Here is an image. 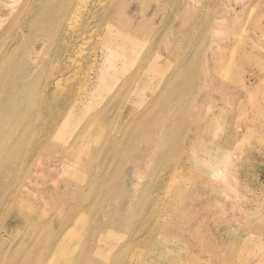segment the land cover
Instances as JSON below:
<instances>
[{"label": "rangeland", "instance_id": "374dc122", "mask_svg": "<svg viewBox=\"0 0 264 264\" xmlns=\"http://www.w3.org/2000/svg\"><path fill=\"white\" fill-rule=\"evenodd\" d=\"M44 1L0 0V49L3 58L17 53L0 106L9 103L17 83L21 53L33 52L39 82H50L40 103L42 115L26 114L24 125L25 108L8 117L15 132L29 124L27 132L35 135L42 121L51 119L47 146L31 156L13 155L9 165L4 160L0 167L7 174L0 183L3 197L17 177L22 180L13 189L18 204L0 223L4 264H28L40 238L45 251L54 245L66 252L78 249L76 264L87 253L112 264H264V0H73L74 8L60 21L55 13L64 0L46 9ZM42 11H53L50 25L33 33L27 23ZM128 39L132 54L117 59L119 51L125 54L121 45ZM106 68L122 74L99 93ZM128 80L133 81L121 91ZM168 82V99L185 98L183 107L170 114L163 106L150 110ZM85 104L92 107L87 114L81 112ZM94 114L99 122L91 133L106 128L105 141H75ZM167 116L174 120L143 125L145 119ZM134 118H140L139 131L126 132ZM12 133L5 132L7 137ZM124 140L128 143L122 146ZM107 149L121 154L103 165L106 158L100 153ZM120 187L134 195L105 200ZM79 206L81 212L68 221ZM117 209L126 212L121 222ZM95 244L98 253L88 252ZM124 245L127 250L113 258V248Z\"/></svg>", "mask_w": 264, "mask_h": 264}, {"label": "bare ground", "instance_id": "6f19581e", "mask_svg": "<svg viewBox=\"0 0 264 264\" xmlns=\"http://www.w3.org/2000/svg\"><path fill=\"white\" fill-rule=\"evenodd\" d=\"M55 0H47V1H44V2H41V3H43V4H41V5H43V6H45V9L46 8H49L50 6H51V4L54 2ZM78 1V0H77ZM82 1V0H81ZM87 1H89V0H87ZM40 2V1H39ZM76 2V1H75ZM83 2V1H82ZM81 2V3H82ZM97 2V1H96ZM118 2V1H117ZM31 3V2H30ZM115 3V2H114ZM39 4V3H38ZM37 4V5H38ZM72 4H74L73 3V0H64L63 1V6H62V8L61 9H59L55 14V18H57V20H59L60 21V19H63V18H65L64 17V15L66 14V10L67 11H69L71 8H74V7H71L72 6ZM86 4V3H85ZM98 4V3H97ZM40 5V7H42ZM49 5V6H48ZM94 5V4H93ZM24 6V5H23ZM48 6V7H47ZM75 6V5H74ZM77 6V5H76ZM86 6V5H85ZM88 6H90V4L88 5ZM92 6V5H91ZM37 7H39V6H37ZM80 7V6H79ZM36 8V7H35ZM63 8H64V10H63ZM81 8V7H80ZM96 8V7H95ZM94 8V9H95ZM44 9V10H45ZM76 9V8H75ZM78 9V8H77ZM76 9V10H77ZM82 9V8H81ZM23 10V9H22ZM57 10V9H56ZM76 10H74V12L76 11ZM96 10V9H95ZM0 11H2V8H0ZM53 11H55V10H53ZM53 11H50V13L51 12H53ZM118 11H121V10H118ZM71 12V11H70ZM77 12V11H76ZM81 12V11H80ZM47 14L45 11H42L41 12V14L38 16V17H36V18H34L30 23H27V25H28V28L30 29V30H32L33 31V33L34 32H38V30L39 29H42V30H45L46 28H48L49 27V25H50V20H51V14ZM67 13H69V12H67ZM95 13V12H94ZM100 13H101V11H100ZM24 14V13H23ZM33 14V13H32ZM54 14V13H53ZM72 15V14H71ZM78 15H79V13L77 12V17H78ZM116 15V14H115ZM25 16H26V14H25ZM29 16V15H28ZM66 16V15H65ZM74 16V15H73ZM31 17V16H30ZM92 18H94V15H92L91 16ZM112 17H114V16H112ZM121 17L122 16H120V20H121ZM74 18H75V16H74ZM73 19V17L71 18V20ZM88 19V18H87ZM91 19V18H90ZM109 19V18H108ZM117 19V18H116ZM116 19H113V20H116ZM28 20V19H27ZM63 20H65V19H63ZM119 20V22H121ZM123 20V19H122ZM59 21H57V23L58 24H60L61 25V23L63 24V22H59ZM73 21V20H72ZM75 21V20H74ZM87 21V20H86ZM89 21V20H88ZM96 21H98V20H96ZM99 21H100V19H99ZM98 21V22H99ZM90 22V21H89ZM114 22V21H113ZM20 23V22H19ZM85 23V22H84ZM97 23V22H96ZM57 24V25H58ZM99 24V23H98ZM20 25V24H19ZM89 25H90V23H89ZM94 25V24H93ZM112 25V24H111ZM123 25V24H122ZM121 25V26H122ZM55 26H56V24H55ZM85 26V25H84ZM24 27H26V25L24 26ZM90 27V26H89ZM98 27V26H97ZM56 28V27H55ZM121 28V27H120ZM68 29V28H67ZM22 30V29H21ZM26 30V29H25ZM78 32V31H77ZM76 32V33H77ZM67 34V33H66ZM65 35V34H64ZM76 35V34H75ZM83 35H85V33H83ZM87 35H88V33H87ZM21 36V35H20ZM76 37V36H75ZM7 38V37H6ZM18 38V37H17ZM81 38V37H80ZM129 38H131V37H129ZM2 39V38H1ZM4 39V38H3ZM121 39V38H120ZM123 39V38H122ZM127 39V38H126ZM132 39V38H131ZM9 40H11V39H9ZM18 40V39H17ZM77 40H78V38H77ZM6 41V40H5ZM19 41H20V47L21 46H24L25 44H26V38L23 36L22 38H21V40L19 39ZM71 41H72V39H71ZM113 41H115V40H113ZM119 41V40H118ZM4 42V41H3ZM6 42H8V41H6ZM11 42V41H10ZM13 42V41H12ZM73 42V41H72ZM116 42V41H115ZM114 42V43H115ZM16 43H18V42H16ZM15 43V44H16ZM77 43V42H76ZM113 43V45H117V47L119 48V44H121V43H115L114 44ZM133 42L131 41V40H129L128 39V41H124L123 42V44L121 45V48L122 49H125V54H123L122 52H120L119 51V53L117 54V59H122V57L123 56H125V57H128L129 58V56L132 54V47H131V44H132ZM9 44V43H8ZM69 44H71L70 43V41H69ZM68 44V45H69ZM79 44V43H78ZM97 44V43H96ZM67 45V46H68ZM115 45V46H116ZM151 45H153V44H151ZM1 46H3L2 44H1ZM8 46H11L10 44L9 45H7V50H8ZM71 46H72V44H71ZM158 46V45H157ZM12 47V46H11ZM19 47V46H18ZM73 47H74V45H73ZM5 48V47H4ZM22 48V47H21ZM97 48V47H96ZM157 48V47H156ZM13 49V48H12ZM120 49V48H119ZM9 50H10V48H9ZM8 50V51H9ZM24 50V49H23ZM97 50V49H96ZM156 50V49H155ZM7 51V52H8ZM61 51H62V49H61ZM70 51V50H69ZM72 51V50H71ZM94 51H95V49H94ZM115 52V51H114ZM117 52V51H116ZM10 53H11V55H10V57H7L6 56V58H3V48H1L0 49V78H2L1 79V81L3 82V84H0V95H1V91L3 90L4 91V89H2V87L5 85V83H6V81H8L9 82V80H8V78H9V72H10V70L13 68V65H14V63H13V61H14V59L12 60V55H14L15 54V57L17 56V53H16V51L13 53V50H12V52L10 51ZM67 53H69V52H67ZM66 53V54H67ZM93 53H96V51L95 52H93ZM217 56H220L219 54H216ZM60 56V55H59ZM67 56V55H66ZM54 57V56H53ZM90 57H91V55H90ZM216 57V56H215ZM48 58V57H47ZM66 58V57H65ZM69 58V57H68ZM94 58V57H93ZM53 59H55V58H53ZM102 59H104V58H102ZM127 59V58H126ZM148 59V58H147ZM57 60V59H56ZM90 60H92V58L90 59ZM94 60V59H93ZM125 60V59H124ZM67 61V60H66ZM98 61V60H97ZM103 61V60H102ZM39 61H38V59H37V57H34V53L32 52H28V54H26V52H22L21 53V59H20V61L16 64V69L18 70V72H17V74H16V78H17V83H16V85H15V88L12 90L11 89V91L9 92V94H8V98H9V103H6V105H4L3 106V109H2V107L0 106V167H1V165L3 164L4 165V160L5 161H9L8 163H7V165H9L10 164V162H12V158H13V155H17V156H21V155H23L24 153H25V155L26 156H31L32 154H34V152L36 151V150H40V148H42V147H44V146H47V144L49 143V138H50V135H51V133H50V124H51V119L49 118V120L48 121H42V124L40 125V127H39V129H38V133L35 135L34 133H31V132H29V130H28V132H27V128H26V125H29V124H26L24 127H23V129H22V131H21V129H19L20 128V126L19 125H17V126H19V128L17 129V130H20L21 132L19 133H17V132H15L14 131V129L12 128V126H11V124H12V120L8 117L9 115H11V114H13L14 112H16V111H18L19 109L21 110V109H23V108H25V113H24V115L22 116V119L20 120L21 122H22V124L23 123H26V122H28L29 121V119H28V121H27V119H26V114H30L33 118L34 117H36V116H39V115H42V114H40V103H41V99L44 101V96H45V92L47 93V92H49V90H50V82H49V80H47V81H45L43 84H41L40 82H39V79H38V71H37V64H39L38 63ZM53 62H54V60H53ZM64 62V61H63ZM91 62V61H90ZM119 62V61H118ZM49 63V62H48ZM51 63V62H50ZM64 63H66V62H64ZM144 63V62H143ZM147 63V62H146ZM57 64V63H56ZM94 65V64H93ZM61 66V65H60ZM90 66H92V65H90ZM119 66V65H118ZM52 67V66H51ZM58 67V66H57ZM63 67V66H62ZM91 68V67H90ZM101 68V67H100ZM63 69V68H62ZM62 69H60L61 71H62ZM89 69V68H88ZM102 69H103V67H102ZM121 69V68H120ZM120 69H118V70H120ZM52 70H55V68H53ZM89 70H92V69H89ZM146 70V69H145ZM181 70V69H180ZM183 70V69H182ZM122 71V70H121ZM185 71V70H184ZM60 72V71H59ZM180 72V71H179ZM45 73V72H44ZM97 73V72H96ZM101 73V72H100ZM185 73H186V71H185ZM56 74V73H55ZM62 74H64V72L62 73ZM92 74V73H91ZM122 73H120V72H116V71H114L113 72V70H110V69H108V68H106V69H104L103 70V75H102V86L97 90L99 93L101 92V91H103V90H106L107 88L108 89H110L111 87H113L115 84V82H114V79L115 78H117L119 75H121ZM143 74V73H142ZM178 74L179 73H177V78H179V76H178ZM184 74V73H183ZM15 75V74H14ZM52 75V74H51ZM98 75V74H97ZM176 76V75H175ZM175 76H173L172 77V79H176V77ZM182 76H184V75H182ZM53 77V76H52ZM100 77V76H99ZM185 77V76H184ZM83 78V77H82ZM183 78V77H182ZM10 79H14V78H12V76H10ZM53 79V78H52ZM79 79V78H78ZM84 79V78H83ZM97 79V78H96ZM183 79H186V78H183ZM55 80V79H54ZM132 81L133 80H128L127 82H126V86H123L120 90L121 91H123V92H126L127 91V87H129V85L132 83ZM178 81H180V80H178ZM55 82V81H54ZM88 82V81H87ZM135 82V81H134ZM181 82V81H180ZM180 82H178V83H180ZM169 83V82H168ZM177 83V84H178ZM182 83V82H181ZM82 84V83H81ZM42 85V86H41ZM88 85V84H87ZM171 83H169L168 84V87H165V89L163 90V92H162V95L158 98V99H156V100H154L153 102H152V104H151V108H150V110H152V109H154V107H158L159 106V108L161 107V106H163V107H165L166 109H167V113L168 114H170V113H172V111L173 110H176V108L177 107H179V108H182L183 107V100L185 99H183V96H180V98L181 99H183L181 102H182V104H181V102H177L176 100H171V99H168V92H169V90H170V88H171ZM176 85V84H175ZM6 86V85H5ZM132 86V85H131ZM130 86V87H131ZM41 87V88H40ZM97 87V86H96ZM6 88V87H5ZM82 89V88H81ZM85 90V89H84ZM89 90V89H88ZM177 90V89H176ZM6 91V90H5ZM93 91V90H92ZM7 92V91H6ZM6 92H4V93H6ZM51 92V91H50ZM96 92V91H95ZM119 92V91H118ZM129 92V91H128ZM141 92V91H140ZM185 92V91H184ZM82 93V92H81ZM103 93V92H102ZM120 93V92H119ZM70 94V93H69ZM117 94V93H116ZM90 95V94H89ZM175 95V94H174ZM183 95V94H182ZM97 96V95H96ZM116 96H118L119 98L120 97H122L121 96V94H119V95H116ZM3 97V96H2ZM92 97V96H91ZM126 97V96H125ZM175 97V96H174ZM6 98H7V96H6ZM75 98V97H74ZM126 99V98H125ZM7 100V99H6ZM46 100V99H45ZM118 100V99H117ZM24 101H27L26 103H24ZM69 101V100H68ZM100 101H102V100H100ZM125 101V100H124ZM46 102V101H45ZM77 102V101H76ZM115 102H117V101H115ZM5 103V102H4ZM3 103V104H4ZM50 104H52V103H49V105ZM55 104V103H54ZM66 104V103H65ZM68 104H70V103H67V105ZM126 104V103H125ZM49 105H47L46 106V110L48 111L49 109H50V107H49ZM59 105V104H58ZM67 105H66V107L65 106H63V107H65L66 109H65V111L67 110ZM77 106V105H76ZM44 107H45V103H44ZM60 107V106H59ZM61 108V107H60ZM73 108V107H72ZM90 108H92L91 106H88L87 104H85L84 106H83V109H85V110H83V111H81L82 113H84V114H87V111L90 109ZM61 110V109H60ZM62 111V110H61ZM63 112H64V110H63ZM120 112V111H119ZM122 113H124V111L122 110L121 111ZM59 113V112H58ZM121 113V114H122ZM6 115V117L5 118H3L2 117V115ZM99 114V113H98ZM185 114V113H184ZM18 115V114H17ZM29 115V116H30ZM118 115H119V113H118ZM124 115V114H123ZM144 116V115H143ZM118 117L119 116H117V120H119L118 119ZM120 118V117H119ZM122 118V117H121ZM120 118V119H121ZM105 121V123H109V121L111 120V118H108V119H104ZM174 120V117H172V118H170L169 116H167V117H164V118H161V119H159V120H156V119H150V120H146L145 119V122L143 123V125L145 126L147 123H149L150 124V126H157V124H162V123H165V122H167V121H173ZM175 120H176V118H175ZM37 121V120H36ZM148 121V122H147ZM99 122V115L97 116V114L95 115H92V116H89V118H88V120H87V123H86V125H85V127H84V130H83V132L80 134V135H78L77 137H76V139H75V141L76 140H80V139H86L87 141L89 140L90 141V139L89 138H94V139H96V140H98V139H101L103 142L105 141V139H106V128H101L100 129V131L98 132V134L95 136L94 135V132L93 133H91L93 130H94V124H97ZM118 122V121H117ZM122 122V121H121ZM49 123V124H48ZM102 123V122H101ZM140 123V118H134L133 119V123H132V126L130 127V128H128L127 130H126V132H137V131H139L138 129H140V128H138V127H140V126H138V124ZM31 124V123H30ZM117 124V123H116ZM119 124V123H118ZM137 124V125H136ZM14 125H16V124H14ZM24 125V124H23ZM33 125V124H32ZM100 125V124H99ZM102 125V124H101ZM134 125H136V126H134ZM33 127V126H32ZM29 128V127H28ZM117 128V127H116ZM121 128V127H120ZM35 129V128H34ZM118 129V128H117ZM145 129H147V128H143V130H145ZM6 131H10V132H13L12 133V135L10 136V137H7L6 136V134H5V132ZM34 131V130H33ZM32 131V132H33ZM91 133V134H90ZM118 134V133H117ZM173 136V135H172ZM36 137V138H35ZM89 137V138H88ZM172 139H173V137H172ZM116 141L117 140H115L114 138H112L111 140H110V142L111 143H116ZM171 141V140H170ZM85 142V141H84ZM174 142V141H173ZM128 143V141H126V140H124V142H122V146H125V144H127ZM155 142H154V138H152L151 139V141H150V144L151 145H153ZM34 144V147L33 148H31V146ZM29 146H30V148L31 149H29V150H27L28 148H29ZM27 152H28V154H27ZM210 152H212V151H207V152H205V153H207V154H209L210 155ZM31 153V154H30ZM214 152H212V154H213ZM121 153L120 152H113L112 150H103L101 153H100V156H102V159H104V158H106L105 159V161H104V163H103V165H105L107 162H108V160H109V158H114V156H118V155H120ZM216 154H217V151H216ZM209 155H208V157H209ZM215 155V154H214ZM34 156V155H33ZM116 156V157H117ZM204 156V155H203ZM212 157V156H211ZM30 158V157H29ZM217 158V157H216ZM216 158H214V159H216ZM22 159V158H21ZM26 159V158H25ZM34 159V158H33ZM219 159V158H218ZM31 160V159H30ZM116 160H117V158H116ZM211 160H213V159H210V161ZM209 161V162H210ZM32 162V161H31ZM141 162V161H140ZM218 162H219V160H218ZM125 163V162H124ZM132 163V162H131ZM214 163V162H213ZM29 164H30V162H29ZM211 164V163H210ZM215 164V163H214ZM214 164H213V166H214ZM217 164V163H216ZM107 166V165H106ZM113 166V165H112ZM137 167V166H136ZM210 167V166H209ZM19 168V167H18ZM21 168H22V165H21ZM214 168V167H213ZM213 168H210V169H213ZM24 169V168H23ZM23 169H20L19 168V171L18 172H20V170H23ZM25 170V169H24ZM23 170V171H24ZM27 171V170H26ZM25 172V171H24ZM107 172V171H106ZM134 172V171H133ZM162 172V171H161ZM21 173V172H20ZM23 173V172H22ZM20 175H22V174H20ZM133 175H135V174H133ZM7 176V174L6 175H4L3 173H0V183L3 185V180H4V178ZM159 176V175H158ZM23 177V176H22ZM115 177V176H114ZM114 177H113V179H114ZM18 178H19V180H18ZM102 177L101 176H98V180L97 181H100V179H101ZM105 178L106 179H109V181H113V180H111V178L109 177V176H107V175H105ZM154 179V178H153ZM20 177H17V180L15 181V184H14V186L12 187V188H10L9 189V191H7V193L6 194H4V197H3V191H4V189H0V207H3V210H2V215H1V218H0V223H1V221L3 222V214L4 213H7V212H9L10 210H13L15 207H16V205L18 204V202L15 200V193L13 192V189L15 188H17L18 186H19V183H20ZM22 181V180H21ZM117 181V180H116ZM122 182H124L125 183V181H122ZM127 182V181H126ZM151 182V181H150ZM149 182V183H150ZM156 182V181H155ZM114 183V182H113ZM159 183V182H158ZM136 184V183H135ZM137 184H139V183H137ZM156 184H157V182H156ZM2 185H1V187H2ZM95 185H97V182L95 181ZM125 185V184H124ZM140 185V184H139ZM149 185V184H148ZM137 187H138V185H137ZM115 188V187H114ZM148 188H151V187H148ZM153 188V187H152ZM154 188H155V186H154ZM138 190V189H137ZM149 190V189H148ZM151 190H153V189H151ZM150 190V191H151ZM158 190V189H157ZM115 192V194H113V192H112V194H110V195H108V196H106L105 195V200L109 197V196H111L110 198H109V200H110V202L111 203H113V202H117V201H119V200H122V198H121V195L122 194H124L125 196H127V195H130L131 193H133V195H134V191L132 190H129V189H127L126 187L124 188V187H120V189L116 192V190L114 191ZM138 192V191H137ZM148 194V193H147ZM132 195V194H131ZM130 195V196H131ZM154 195V194H153ZM149 196V195H148ZM151 197H153V196H150V198ZM154 197H155V195H154ZM103 198V199H104ZM102 199V200H103ZM137 200V199H136ZM139 201H140V199H138ZM138 202V201H137ZM136 202V203H137ZM145 202V201H144ZM139 204V203H138ZM137 207H139L140 205H136ZM143 207V206H142ZM136 208V207H135ZM89 210V209H88ZM110 210V209H109ZM136 210V209H135ZM138 211V210H137ZM151 211V210H150ZM79 212H81V206H79L78 208H77V210L75 211V212H73V213H71V214H68V217H67V219H68V221H72L73 220V218H74V216L77 214V213H79ZM111 212V211H110ZM117 217L120 219V222L122 221V220H124L125 219V217H124V215L126 214V212H121V210H119V209H117ZM133 212H135V211H133ZM132 212V213H133ZM23 214H24V212H22ZM115 213V212H114ZM106 214V213H105ZM108 215H109V213H108ZM115 215H116V213H115ZM129 215V214H128ZM106 217H108V216H106ZM113 217H114V215H113ZM117 220V219H116ZM64 221V220H63ZM118 221V220H117ZM109 222V221H108ZM116 223V222H115ZM64 224H65V221H64ZM110 225H113V226H115V224L114 223H111ZM109 226V225H108ZM100 228L98 229V231L100 232L101 231V233H102V226H99ZM1 228V227H0ZM68 236L66 237V239H65V241L63 242V243H66V242H68ZM98 243V242H97ZM56 244V243H55ZM97 245H99V244H97ZM97 245L95 244V245H93V246H91V248H88V252H97L98 253V250H97ZM45 247H46V245L44 244V240L43 239H39V241H38V243H37V245H36V256L34 257V259H31V260H29V262H28V264H55V261H58V260H61V261H64V262H70L71 264H76V262H77V255H76V250H78V249H75V250H71V247H70V252L69 251H61V246L59 247V246H53L50 250H48V251H45L44 249H45ZM127 246H123V247H120V246H118V247H115V248H113V250L111 251V253L113 254V258H115V257H117V256H119V254L122 252V250H127ZM99 250H101V248L99 249ZM45 252V254H43ZM66 253V254H65ZM100 253V252H99ZM90 255V254H89ZM0 264H4V261H3V255H0ZM8 264H13V262L12 261H10ZM82 264H112V263H109V262H105L104 261V259L102 258V259H100V260H94V259H92V256L91 257H88V253L86 254V255H84V260H83V262H82Z\"/></svg>", "mask_w": 264, "mask_h": 264}]
</instances>
